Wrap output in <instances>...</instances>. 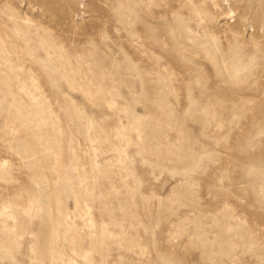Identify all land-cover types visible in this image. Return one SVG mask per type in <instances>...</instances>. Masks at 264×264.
Segmentation results:
<instances>
[{
    "label": "rangeland",
    "instance_id": "obj_1",
    "mask_svg": "<svg viewBox=\"0 0 264 264\" xmlns=\"http://www.w3.org/2000/svg\"><path fill=\"white\" fill-rule=\"evenodd\" d=\"M0 264H264V0H0Z\"/></svg>",
    "mask_w": 264,
    "mask_h": 264
}]
</instances>
